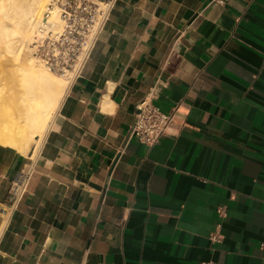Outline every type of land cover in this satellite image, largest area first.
I'll list each match as a JSON object with an SVG mask.
<instances>
[{
    "label": "crops",
    "instance_id": "0c3cea01",
    "mask_svg": "<svg viewBox=\"0 0 264 264\" xmlns=\"http://www.w3.org/2000/svg\"><path fill=\"white\" fill-rule=\"evenodd\" d=\"M0 264H264V0H117L37 153L0 142Z\"/></svg>",
    "mask_w": 264,
    "mask_h": 264
},
{
    "label": "bare ground",
    "instance_id": "6f19581e",
    "mask_svg": "<svg viewBox=\"0 0 264 264\" xmlns=\"http://www.w3.org/2000/svg\"><path fill=\"white\" fill-rule=\"evenodd\" d=\"M52 0H0V142L37 153L58 109L69 74H56L33 55L43 14ZM50 31L62 27L53 6Z\"/></svg>",
    "mask_w": 264,
    "mask_h": 264
},
{
    "label": "built area",
    "instance_id": "2783aa9c",
    "mask_svg": "<svg viewBox=\"0 0 264 264\" xmlns=\"http://www.w3.org/2000/svg\"><path fill=\"white\" fill-rule=\"evenodd\" d=\"M117 0H52L43 14V25L48 24L51 8L57 6L62 21L60 30L54 32L42 25L40 36L33 44L34 57L50 71L69 74L73 80L84 68L90 52L100 33L110 20ZM179 119V105L169 112L162 111L151 98L145 97L137 105L132 134L141 143L157 144L171 133ZM33 163L18 173L11 181L10 211L17 208L27 194L33 174ZM224 206L220 208L222 212Z\"/></svg>",
    "mask_w": 264,
    "mask_h": 264
},
{
    "label": "rangeland",
    "instance_id": "374dc122",
    "mask_svg": "<svg viewBox=\"0 0 264 264\" xmlns=\"http://www.w3.org/2000/svg\"><path fill=\"white\" fill-rule=\"evenodd\" d=\"M50 71V70H49ZM53 72V71H52ZM54 73H56V72H54ZM56 74H61V73H56ZM69 80H70V82H71V79L69 78Z\"/></svg>",
    "mask_w": 264,
    "mask_h": 264
}]
</instances>
